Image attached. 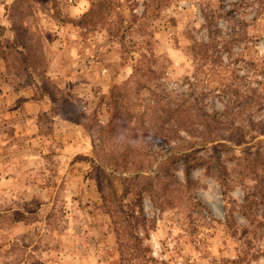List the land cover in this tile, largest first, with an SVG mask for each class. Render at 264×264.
Masks as SVG:
<instances>
[{"label":"rangeland","instance_id":"1","mask_svg":"<svg viewBox=\"0 0 264 264\" xmlns=\"http://www.w3.org/2000/svg\"><path fill=\"white\" fill-rule=\"evenodd\" d=\"M234 26L246 39L228 48L218 39L217 63L239 87H257L264 0H0V264H264V107L248 109L240 157L225 159L242 165L225 182L205 165L192 170L190 188L155 184L136 231L143 250L124 232L118 202L108 193L103 205L97 187L99 176L108 192L93 144L109 156L117 147L107 134L99 141L95 122L111 121L115 88L128 90L124 106L137 112L152 89L176 97L195 83L196 96L209 91L204 104L222 110L228 97L210 92L212 66L191 47L208 42L209 28L229 34ZM29 87L48 95L39 119L12 96ZM211 153L199 155L209 163ZM175 177L185 182L181 166Z\"/></svg>","mask_w":264,"mask_h":264},{"label":"trees","instance_id":"2","mask_svg":"<svg viewBox=\"0 0 264 264\" xmlns=\"http://www.w3.org/2000/svg\"><path fill=\"white\" fill-rule=\"evenodd\" d=\"M209 31L211 36L208 42H194L191 49L195 55L204 57L205 65L212 66L214 89L210 92L215 94L219 90L228 97L222 110H210L204 104L209 91L196 96L197 85L191 83L185 91L175 94L176 97L152 89L151 102L146 101L145 103V100L139 97L137 104L139 109L137 112H132L124 106L125 102H123L128 90L122 94L121 90L116 87L115 92L112 93L113 116L111 121L107 124L97 120L95 122L99 136L102 137L99 141L104 142V135L107 134L108 141L111 143L114 141L112 145L117 147L110 153L112 156H109L104 154L103 145L96 144V142L93 144L94 154L102 163L99 171L104 173L108 192L105 191L99 176L97 187L102 193L103 205L110 200L108 193L118 202L123 214L124 232L132 235L135 243L134 251L143 250L142 240L136 231L146 226L143 201L148 193L156 190L155 184L158 183L164 187L165 192L175 188L176 185L181 186L180 188H190L194 183L192 170L205 165L207 174L220 181L226 180L231 170H237L236 166L242 165L235 162L234 167L226 166L225 159L228 157L232 159L236 156L232 160L234 161L240 157V153L236 154L237 147L245 143L244 135L247 125L245 122L251 119L247 117L248 109L252 111L255 107H259L261 110L264 107L262 105L264 78L257 82V87L246 88L243 83L244 90L238 85L239 78L233 77L235 74L228 65L224 68L220 66L214 54L219 41L225 48H228L232 42H243L246 39L244 31H238L236 26L229 34H223L217 28V33H214L212 28H209ZM251 65L255 67L254 63ZM255 72L258 73L256 69ZM242 79L246 80L245 77ZM129 82L125 84V87L130 85ZM140 92L141 88L136 94L140 95ZM52 99L55 100L54 95ZM63 101L73 103L66 96ZM56 103H58L57 100L54 102L55 108ZM148 133H151L149 139L146 138ZM261 134L264 135L263 128ZM210 147L212 149L211 162L206 163L199 152ZM114 153L118 156L115 157ZM242 154L248 156L247 153ZM179 166L183 168L185 182L175 177ZM106 168H110L112 172H107ZM116 173L120 176L116 177ZM150 173L154 175H149ZM125 174L129 176H124ZM114 179L120 180L123 184L121 193ZM245 202L247 203L243 205L245 209L248 204L251 206L252 202L248 197ZM136 208L139 209L138 215ZM141 257L145 259L143 255Z\"/></svg>","mask_w":264,"mask_h":264},{"label":"crops","instance_id":"3","mask_svg":"<svg viewBox=\"0 0 264 264\" xmlns=\"http://www.w3.org/2000/svg\"><path fill=\"white\" fill-rule=\"evenodd\" d=\"M29 88H30L29 91H27L26 89H22L21 91L14 92L12 96L15 99V101H17V102L20 101V98H22L23 103H21V106H24L26 108L27 117L39 119V116L43 115V113H46V111H47L45 104L47 102L46 98L48 97V95L47 96L45 95L44 97H40V96H38L39 94L38 95L35 94L34 90L31 87H29ZM9 106H10V104H9ZM31 118L29 119V121L32 120ZM37 139L39 141L41 140V136H39V134L37 135V137L34 140H37ZM36 152L38 154V158L42 159V155H41L40 151L35 150V153ZM7 158H8V156L6 157V159ZM3 159H4V156L0 155V162H2ZM9 162L10 163H7V165H5L4 172H8L10 170V168L13 166V165H11L13 161H9ZM24 163H23V166H24Z\"/></svg>","mask_w":264,"mask_h":264}]
</instances>
